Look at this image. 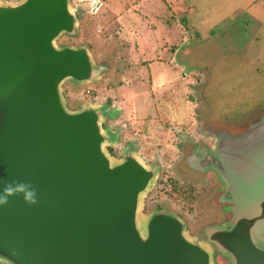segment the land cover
Returning <instances> with one entry per match:
<instances>
[{
  "label": "water",
  "instance_id": "water-1",
  "mask_svg": "<svg viewBox=\"0 0 264 264\" xmlns=\"http://www.w3.org/2000/svg\"><path fill=\"white\" fill-rule=\"evenodd\" d=\"M85 16L71 0H0V188L37 192L0 206V264H264V113L235 132L203 122L208 145L182 148L189 169L214 172L227 220L190 232L165 206L143 213L161 164L136 140L109 151L114 104L63 93L108 73L87 43H58Z\"/></svg>",
  "mask_w": 264,
  "mask_h": 264
},
{
  "label": "rangeland",
  "instance_id": "rangeland-1",
  "mask_svg": "<svg viewBox=\"0 0 264 264\" xmlns=\"http://www.w3.org/2000/svg\"><path fill=\"white\" fill-rule=\"evenodd\" d=\"M105 1L101 12L84 17L79 35L58 40L70 44L85 42L97 61L105 59L112 65L96 85L65 83L67 105L75 107L87 99L114 104L117 111L112 121L120 127V144L109 151L118 157L127 141L136 140L147 161L161 164L155 187L144 197L143 213L156 208L157 203L166 204L182 213L190 232L218 222L215 211L220 217L223 214L215 203L217 189L211 184L216 181L215 175L189 169L183 162L181 147L208 145L203 122L235 132L264 113V0H184L187 11L179 14L184 29L169 26L171 33L163 38L158 35L161 41L154 52L162 60L169 59L165 62L175 64L169 56L177 49L176 65L183 63L181 68L187 73L175 74L174 68L180 67L172 65L173 78L168 75L171 83L160 87L142 74L131 79L128 87L124 78L122 86L113 80V66H125L128 49L117 51L113 31L116 21L106 27L100 16L111 4L124 12L130 0ZM172 1L158 0L161 6L167 4L163 6L167 22L176 20L172 17L177 15ZM146 57L145 62L143 56L138 57L139 62L147 64L153 59ZM168 105L180 112L175 121ZM133 107L137 113L131 110ZM218 259L222 260L219 255Z\"/></svg>",
  "mask_w": 264,
  "mask_h": 264
},
{
  "label": "crops",
  "instance_id": "crops-1",
  "mask_svg": "<svg viewBox=\"0 0 264 264\" xmlns=\"http://www.w3.org/2000/svg\"><path fill=\"white\" fill-rule=\"evenodd\" d=\"M115 1L120 2L119 0ZM174 2L175 10H172L177 13V15L174 14L176 16L172 15L173 18H176L174 22L172 20H170V22H167L164 19V11L165 7H167V4H163V6H165L163 7L160 5V3H158V0H130V5L125 8L124 12L118 11L116 7L111 4V10L109 8H106V10L101 14V22L105 24L106 27L112 26L113 21H116V27H113V31L115 35L114 42L117 45V51L123 48L128 49V56L124 57L127 60L123 62L125 66L123 68H120V66H113L115 72L113 80L118 84L120 83L119 85L122 86L123 83L121 82L122 78H124L125 84L128 87L130 85L129 83L131 79L136 78L137 76H139V74H142L148 76L150 80L154 79V81L156 82V87L164 86L166 83L169 84L172 81L174 75V72L170 70V67L171 69H173L172 65H174V67H180L174 68L175 74L176 72L177 74H184V72L187 73L181 68L184 66L183 63V66L176 65L179 61V59L176 58L178 54L177 49H174V52L171 53L172 58L171 56H169L171 61L174 60L176 62L175 64L171 62H165L169 61V59L162 60L158 56H156L154 52L159 41H161V39H158V35L163 38L164 35H169L171 33L167 30L169 26L174 25L183 29L185 27L179 20V14L184 10L187 11L188 6L187 4H184V0H173L172 3ZM168 5L170 6L171 4ZM103 8H105V5H103L101 11L103 10ZM99 29H101V25ZM124 42L126 46H124ZM183 42L184 41L181 40V44ZM140 56L144 57L143 61L147 58L146 56H151L153 59L148 61L147 64L140 63L138 60V57ZM101 61L107 63L109 72V69L112 65H110V63L105 59H101ZM168 75L172 78L168 77ZM137 94L138 93H136V95ZM134 95L135 94H133V96ZM167 108L170 116H172L175 121L176 115H178L180 112L175 109H171L173 108L172 105H168ZM131 110L135 111L134 113H137V110L134 107Z\"/></svg>",
  "mask_w": 264,
  "mask_h": 264
},
{
  "label": "clouds",
  "instance_id": "clouds-1",
  "mask_svg": "<svg viewBox=\"0 0 264 264\" xmlns=\"http://www.w3.org/2000/svg\"><path fill=\"white\" fill-rule=\"evenodd\" d=\"M19 198L23 203L32 205L36 203L37 192L35 187L27 181L12 180L4 182L0 188V206L8 203L9 198Z\"/></svg>",
  "mask_w": 264,
  "mask_h": 264
},
{
  "label": "built area",
  "instance_id": "built-area-1",
  "mask_svg": "<svg viewBox=\"0 0 264 264\" xmlns=\"http://www.w3.org/2000/svg\"><path fill=\"white\" fill-rule=\"evenodd\" d=\"M71 2L73 5L82 6L86 15L98 13L104 5V0H71Z\"/></svg>",
  "mask_w": 264,
  "mask_h": 264
},
{
  "label": "flooded vegetation",
  "instance_id": "flooded-vegetation-1",
  "mask_svg": "<svg viewBox=\"0 0 264 264\" xmlns=\"http://www.w3.org/2000/svg\"><path fill=\"white\" fill-rule=\"evenodd\" d=\"M62 39H69V38H67V37H62ZM198 145H200V144H198ZM184 146V145H183ZM182 148L183 147H181V150H182ZM184 148H185V146H184ZM109 150H111V148H109ZM179 163H181V162H177V165H179ZM204 173H209V175H210V171H206V172H204ZM212 174H214V172H212ZM211 184H212V186H215L216 188L215 189H217V191H219V187H220V183L218 182V180L216 179V181H212L211 182ZM214 189V190H215ZM163 204L162 203H157V204H155V206H156V208H159V207H161ZM219 206L218 207H220V209L222 210V214H223V216L222 217H220L219 216V213H218V211H215V213H217L218 214V222H220L221 220H227V217H228V213L227 212H224V209H223V206H225V205H221V204H218ZM164 206L166 207V208H168L167 206H166V204H164ZM178 213V215H180L182 218H183V216H182V213H180V212H177ZM220 259H218V261H219ZM220 262L222 263V264H225V260H220Z\"/></svg>",
  "mask_w": 264,
  "mask_h": 264
}]
</instances>
